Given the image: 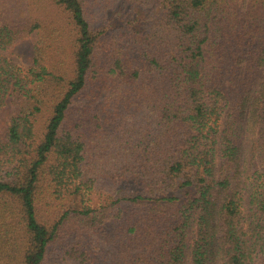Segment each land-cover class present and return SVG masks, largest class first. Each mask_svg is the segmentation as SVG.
<instances>
[{"label": "trees", "instance_id": "16d2710c", "mask_svg": "<svg viewBox=\"0 0 264 264\" xmlns=\"http://www.w3.org/2000/svg\"><path fill=\"white\" fill-rule=\"evenodd\" d=\"M32 32L0 54V264H264V0H0V50Z\"/></svg>", "mask_w": 264, "mask_h": 264}, {"label": "rangeland", "instance_id": "374dc122", "mask_svg": "<svg viewBox=\"0 0 264 264\" xmlns=\"http://www.w3.org/2000/svg\"><path fill=\"white\" fill-rule=\"evenodd\" d=\"M142 10L138 13V10L129 3H123L121 6H117L113 11L112 15H114L112 20V25L116 23H121L122 20L131 19L136 17L138 14H142ZM39 16V15H38ZM43 16V15H42ZM138 23L135 21L134 24ZM35 33L32 32L29 35L21 38L20 40L13 43L11 46L4 50H0V54L15 63L19 67L27 68L31 62L33 57V44L35 39ZM44 113L38 118L36 126L38 127L39 134H41L44 130V122L47 117V110L43 111ZM14 114V108L10 103V99L8 98L6 103L0 108V140H6L7 128L10 123L11 117ZM109 197L108 188L103 189V182L99 183L92 191H84L83 201L84 204H91L92 206H97L104 201H107ZM246 199V196H245ZM246 201V200H245ZM79 201V204H81ZM99 207V206H97ZM101 209V207H99ZM247 210L245 211V215L247 217ZM249 220V219H248ZM73 239L76 242H79V236L74 235ZM70 239V240H71ZM60 246L59 244H57ZM56 253L53 254L52 263H55Z\"/></svg>", "mask_w": 264, "mask_h": 264}]
</instances>
